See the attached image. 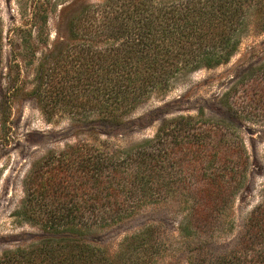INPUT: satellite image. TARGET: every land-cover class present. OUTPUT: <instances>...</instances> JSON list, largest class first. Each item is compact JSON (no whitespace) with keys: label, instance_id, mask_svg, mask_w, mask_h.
Listing matches in <instances>:
<instances>
[{"label":"trees","instance_id":"trees-1","mask_svg":"<svg viewBox=\"0 0 264 264\" xmlns=\"http://www.w3.org/2000/svg\"><path fill=\"white\" fill-rule=\"evenodd\" d=\"M116 1L88 3L71 21L74 43H63L53 56L44 55L38 70L66 66L79 70L76 81L83 85L85 96L84 101L73 102L77 94L71 88L64 90L58 82L51 88L45 84L37 90L42 91L39 101L44 112L65 100L73 117L88 120L96 113L104 122L120 123L154 90L167 88L179 71L227 62L253 23L264 32V0H126L127 6L124 0L120 5ZM49 58L54 61L49 63ZM244 111L233 112L229 121L172 117L162 122L153 137L123 151L121 157L109 156L108 162L92 156L90 149L85 152L72 145L77 157L86 155L74 162L67 183L75 182L76 172L81 173L84 185L94 190L92 195L81 204L57 202L55 212L34 217L32 221L50 237L38 245L5 252L0 264H32L35 256L39 264H149L154 251L153 226L125 237L123 247L112 256L89 238L97 228L130 217L138 194L152 201L173 198L183 213L178 233L185 239H196L200 233L210 239L217 231L215 225L230 226L232 196L246 177L249 157L238 131ZM207 139L213 144L204 155ZM176 149L204 155L198 161L202 168L194 169V186L181 180L183 158L173 156ZM118 158L122 169L116 170L118 181L112 186L101 173L113 172ZM103 190L106 197L102 199L98 192ZM144 203L145 198L138 202ZM79 209L92 215L74 211ZM212 241L198 238L192 246L183 242L190 249L187 264H264V201L249 214L236 251L215 254L208 248L202 253V246Z\"/></svg>","mask_w":264,"mask_h":264},{"label":"rangeland","instance_id":"rangeland-1","mask_svg":"<svg viewBox=\"0 0 264 264\" xmlns=\"http://www.w3.org/2000/svg\"><path fill=\"white\" fill-rule=\"evenodd\" d=\"M101 1L0 0V258L5 252L35 246L50 237L51 234L32 221L34 217L55 212L57 202L81 204L92 195L94 190L84 185L81 173L76 172L75 182L67 183L74 162L86 155L77 157L72 145L85 152L90 149L92 156L108 162L109 156L121 157L123 151L153 137L162 122L172 117L185 115L199 117L203 122L229 121L231 115L240 114L244 111L242 107H246L241 113L245 120L238 131L249 164L240 189L232 196L228 211L230 226L215 225L217 231L210 239L203 233L196 239H185L177 231L183 213L173 198L158 197L152 201L138 194V202L145 198L147 203L133 204L130 217L89 234L93 242L112 256L123 247L125 237L153 226L154 251L149 264H187L190 249L183 242L191 245L198 238L215 241L202 246V253L208 248H213L215 254L236 251L249 214L264 201V32L253 23L242 34L237 50L227 62L211 68L179 71L167 88L154 90L123 116L120 123L104 122L96 113L88 120L73 117L65 100L44 112L39 101L42 91L37 93V90L45 84L51 88L58 82L64 90L71 88L77 94L73 102L84 101L83 85L76 81L79 70L69 66L62 70L38 69L44 55L53 56L63 43L69 46L74 43L73 18L88 3ZM121 1L116 2L120 5ZM51 61L54 60L49 58ZM212 144L207 142L204 155ZM204 155L175 150L173 156L183 158L181 180L195 185L194 169L202 168L198 161ZM121 162L118 158L113 172L106 169L101 173V178L110 180L112 186L117 185L115 173L122 169ZM98 193L102 199L106 197L104 190ZM74 211L92 215L86 209ZM155 246L160 249L156 250ZM39 259L35 256L30 263L39 264Z\"/></svg>","mask_w":264,"mask_h":264}]
</instances>
